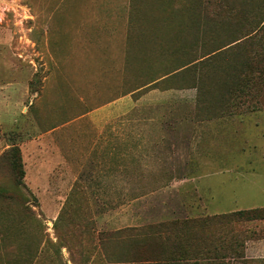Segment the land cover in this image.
<instances>
[{
  "label": "rangeland",
  "instance_id": "rangeland-1",
  "mask_svg": "<svg viewBox=\"0 0 264 264\" xmlns=\"http://www.w3.org/2000/svg\"><path fill=\"white\" fill-rule=\"evenodd\" d=\"M201 2L0 0V155L18 146L25 197L0 199V264H130L206 247L184 221L264 207V92L234 93L260 35L198 58L230 37ZM231 230L224 260L264 264V219Z\"/></svg>",
  "mask_w": 264,
  "mask_h": 264
},
{
  "label": "trees",
  "instance_id": "trees-1",
  "mask_svg": "<svg viewBox=\"0 0 264 264\" xmlns=\"http://www.w3.org/2000/svg\"><path fill=\"white\" fill-rule=\"evenodd\" d=\"M202 0L200 4V9L203 13L205 21L208 22L210 26L217 25L225 29L230 37L226 42L212 49L202 55L201 57H208L212 55L214 51L220 47L226 46L230 43H237L240 40L250 38L256 34L260 36L259 50L251 57L250 60H244V68L249 69L250 73H244L243 82H236L234 85V93L239 101L242 103L248 97L254 98L250 94H254L257 97L261 96L264 92V1L262 0ZM239 40V41H238ZM237 41V42H236ZM212 53V54H211ZM194 60V59H193ZM192 60V61H193ZM188 63V62H187ZM187 63L181 65L184 67ZM180 68V67H178ZM242 68V67H241ZM256 73H253V70ZM177 68L163 73L160 77L164 78L176 72ZM241 78L236 77L235 80H240ZM141 86V85H140ZM139 86V87H140ZM241 93V94H240ZM264 157V153H263ZM0 158L5 162L8 169L13 175V182L11 186H5L0 183V199L17 201L23 204L25 200L24 195H22L20 189L24 187L22 182L23 169L20 158V151L17 145H10L5 149ZM25 202V201H24ZM263 220L264 219V207H256L249 209H240L228 213L214 214L210 216L200 217L191 221H184V224H194L196 226L201 225L202 227H213V234L210 235L211 239H208L206 247H198L195 244L186 242V239L179 242H171V250L169 253L163 252L162 248L159 250L161 253L155 255V251H151L153 255H149L145 258L126 260V263L130 264H228V260L224 259H235L242 256V249L244 248V242L239 240V235L231 232V224L239 221H251V220ZM228 226L229 230L223 234L219 227ZM218 227V228H217ZM124 230H137L131 227H125L118 229L117 232H122ZM229 233V236L227 234ZM154 239L155 237L150 236L147 239ZM246 239L251 238L249 235L244 237ZM145 240L144 238H141ZM141 239H135L137 241ZM142 240V241H143ZM158 240V238H157ZM163 245V244H162ZM164 246V245H163ZM165 247V246H164ZM189 250L194 252H203L205 257L211 258L210 261H197V257L192 259L189 263H183L182 259L186 255L185 253ZM203 250V251H202ZM200 254V253H199ZM202 257V258H205ZM207 258V259H208ZM122 260H117L121 262ZM124 262V261H123Z\"/></svg>",
  "mask_w": 264,
  "mask_h": 264
},
{
  "label": "crops",
  "instance_id": "crops-1",
  "mask_svg": "<svg viewBox=\"0 0 264 264\" xmlns=\"http://www.w3.org/2000/svg\"><path fill=\"white\" fill-rule=\"evenodd\" d=\"M244 245H245V243H244Z\"/></svg>",
  "mask_w": 264,
  "mask_h": 264
}]
</instances>
